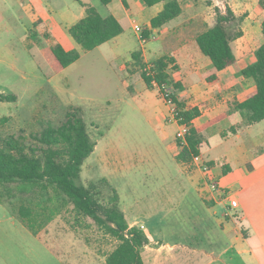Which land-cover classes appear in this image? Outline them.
<instances>
[{"label":"rangeland","instance_id":"1","mask_svg":"<svg viewBox=\"0 0 264 264\" xmlns=\"http://www.w3.org/2000/svg\"><path fill=\"white\" fill-rule=\"evenodd\" d=\"M46 1L53 9L80 7L76 0ZM180 1L212 19H215V9L219 6L223 9L229 2L237 15L245 14L251 19L250 27L263 14L258 10V0ZM94 4L98 6V1ZM25 5H33L32 0H0V92L16 96L15 101L0 102V118L7 117L4 133L17 134L21 129L25 135L39 132L48 124L59 125L67 111L79 108L95 142L94 151L81 166V182L85 185L97 183L102 203H106L112 191L100 181L106 171L97 161L107 152L117 155V159L122 158L124 166L107 177L114 192L128 197L132 210L144 211L156 202H164L162 198L169 191L189 189L183 175L177 171L176 161L165 148L176 132V123L166 121L161 128L154 127L149 110L152 102L154 108L157 101L156 92L138 82V76L126 77L124 72H140L130 58L134 50L144 53L142 59L147 64L153 60L148 51L157 57L154 55L159 45L157 41L152 38L139 43L135 32V26L145 29L142 15L131 6L135 20L133 23L122 21V34L91 50L78 46L79 59L65 68H58L46 49L52 39L43 33L37 38L30 37L26 31L29 23L24 14ZM111 7H99V11L106 14ZM184 19L179 27L191 36L205 28L195 18L187 20L185 16ZM251 35L254 39L251 45L255 47L259 41L254 33ZM261 37L264 39L262 34ZM232 45L237 52L242 51L245 43L233 41ZM124 64L126 70L121 69ZM127 83L135 91L128 89ZM168 89L172 91L171 86ZM1 209L15 218L9 206H0ZM47 213V217L43 214L42 218H34L25 229L20 223L3 218L0 211V264H105L104 254L115 247L117 239L90 217L77 214L71 204L58 210L56 225L44 229ZM28 230L33 234L38 232V238ZM206 231L210 239V229L202 230V234ZM208 244L203 238L204 252H209ZM179 264L208 263L189 260Z\"/></svg>","mask_w":264,"mask_h":264},{"label":"crops","instance_id":"2","mask_svg":"<svg viewBox=\"0 0 264 264\" xmlns=\"http://www.w3.org/2000/svg\"><path fill=\"white\" fill-rule=\"evenodd\" d=\"M76 1L80 7L69 10L53 9L46 0H32L33 5H25L24 14L29 23L26 31L30 37L37 38L43 33L52 39L51 44L46 47L52 59L49 47L53 44L58 43L65 50L78 49L79 44L68 32L69 27L85 15V8ZM81 1L94 4L96 0ZM177 1L182 8L180 15L159 28L151 29L149 40L153 38L159 45L154 52L157 57L152 56L150 51L148 54L153 60L164 55L174 59L169 66V74L182 85L178 96L186 107L199 109V115L191 121L192 127L198 130L202 138L199 153L211 164L212 173L225 194L220 199L216 194L200 189V172L175 158L179 148L174 133L170 141L167 138L165 148L176 161L177 171L183 175L189 189L169 191L162 198L164 202H156L153 207H147L144 211L132 210L128 197L115 192L118 203L125 214L128 227L141 228L147 238L141 251L145 264H179L189 260H204L208 264H264V119L249 124L234 108L235 103L244 101L256 90L254 81L244 77L241 70L255 60L254 51L264 42L262 33L260 34L264 8L257 1L258 10L263 14L250 27L251 19L248 20L245 14L237 15L229 2H226L223 9L218 7L223 11L228 6L237 16H244L241 26L243 35L234 41L244 42L245 45L242 51L237 52L232 45L235 63L217 71V79L209 81L206 77L213 70L212 64L199 51L195 42L197 34L191 36L179 26L185 16L187 20L195 18L205 28L212 26L215 19L207 18L191 5H183L180 0ZM108 5L112 7L106 14H112L120 24L123 20L134 22L130 8L134 7L144 19V28L149 30L150 19L161 10L163 2L147 6L142 0H111ZM252 33L259 41L255 47L251 45L254 42ZM143 54L142 52L141 56ZM126 60L129 61L128 58ZM54 62L58 67L55 60ZM173 65L176 67L173 68ZM121 69L126 70L125 64ZM124 72L126 77L138 76V82H142L148 89L140 72ZM126 86L135 91L131 84L127 83ZM148 90L155 91L157 98L154 108L152 102V111L149 110L152 124L161 128L168 121L169 107L156 86ZM109 153H105L97 163L106 171L100 181L105 180L106 186L113 189L108 177L116 174V170L124 164L120 161L122 158L117 159V155ZM0 206L3 207L2 204ZM229 208H233L232 214L227 211ZM0 211L3 218L18 222L27 229L23 222L13 218L10 213L9 215L3 209ZM57 218V212L51 214L43 228L56 225ZM204 229H210V239L206 237L207 231L202 234ZM170 230L173 231L169 234L167 231ZM29 232L38 238V232ZM203 238L209 243V252H204L201 247ZM105 255L106 253L104 257Z\"/></svg>","mask_w":264,"mask_h":264},{"label":"trees","instance_id":"3","mask_svg":"<svg viewBox=\"0 0 264 264\" xmlns=\"http://www.w3.org/2000/svg\"><path fill=\"white\" fill-rule=\"evenodd\" d=\"M78 1L85 8V15L71 25L68 32L82 49L91 50L122 33V25L112 14L99 11V7H105L111 0H97L98 6ZM142 1L147 6L163 2L161 10L150 19V29L142 32L147 40L151 29L163 26L182 11L177 0ZM258 4L264 8V0H258ZM243 20L244 16H237L228 6L223 11L216 8L215 23L196 35L199 51L212 64L213 70L206 77L207 80H216L217 71L235 63L232 42L243 35ZM261 33L264 36V18ZM49 51L59 68L69 66L80 57L77 49L65 50L58 43L51 45ZM141 53V50H135L131 58L140 68L146 87L153 89L155 83L160 95L161 85L171 86L170 97L178 109V117L189 126L187 143L179 146L175 156L179 162H188L193 155L199 154L202 142L198 130L191 125V121L199 115V109L186 107L179 98L182 85L169 74V66L174 62L171 56L164 55L152 60L149 64L152 73H147L148 64L143 62ZM254 57L255 60L247 64L241 74L254 81L256 90L244 101L234 104V108L249 124L264 119V42L255 49ZM15 100L14 94L0 93V102ZM6 119L0 118V204L9 206L13 216L26 226L31 225L34 218H42L43 214L47 217V212L48 221L51 214L71 204L77 214L90 217L107 234L117 239L118 243L105 255V264H145L141 251L147 238L141 228L128 227L113 189H110L112 192L108 194L106 203H102L97 183L85 185L81 182L83 161L95 148L82 111L71 108L59 125L48 124L41 131L29 135L23 134V129L17 134H5L3 128ZM39 221V224L43 223Z\"/></svg>","mask_w":264,"mask_h":264},{"label":"built area","instance_id":"4","mask_svg":"<svg viewBox=\"0 0 264 264\" xmlns=\"http://www.w3.org/2000/svg\"><path fill=\"white\" fill-rule=\"evenodd\" d=\"M134 29H135V32L138 34L139 41L141 43L146 42L147 39L142 36L143 29L140 28L139 26H135ZM146 71L147 73H152L151 66L149 64L146 66ZM153 85L158 88V86L155 83H153ZM160 88H161L160 96L169 107V111H168L169 114H168L167 120L169 122H175L177 125V129L175 132V139H176L177 146L179 147L180 145H186L187 143L186 137L189 132V126L185 124L184 122H182L181 117H178V114H177L178 109L170 97L171 90L168 89V86L161 85ZM184 164L187 165L188 167H193L194 169L200 172L201 178H202V185L200 189H202L203 191H207L211 194H216L218 197H220V199H223L224 194H225L224 190L220 186L215 176L213 175L212 166L208 160L203 158V156L199 153V154L193 155L191 160L188 162H185ZM231 209L229 208V210H227L229 214H232Z\"/></svg>","mask_w":264,"mask_h":264}]
</instances>
